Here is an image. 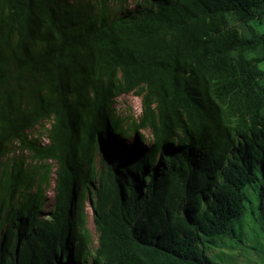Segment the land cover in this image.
Segmentation results:
<instances>
[{
    "label": "trees",
    "instance_id": "16d2710c",
    "mask_svg": "<svg viewBox=\"0 0 264 264\" xmlns=\"http://www.w3.org/2000/svg\"><path fill=\"white\" fill-rule=\"evenodd\" d=\"M89 262L264 264V0H0V264Z\"/></svg>",
    "mask_w": 264,
    "mask_h": 264
},
{
    "label": "rangeland",
    "instance_id": "374dc122",
    "mask_svg": "<svg viewBox=\"0 0 264 264\" xmlns=\"http://www.w3.org/2000/svg\"><path fill=\"white\" fill-rule=\"evenodd\" d=\"M116 110L117 113L119 115H121L122 117L125 118L126 121L130 122L133 119H136L140 116L141 112H142V103H141V98L135 94H127V95H123L121 96L117 102H116ZM146 136L148 138L151 137V134L149 132V130L147 129L145 131ZM35 135L36 136H41L44 135V129H42L41 127H39L36 131H35ZM44 142H46V140H44ZM11 153H15V154H19L21 155L22 153H24V155L28 156V154L30 153L29 151H24L22 152V149L19 148L18 145H15L13 147V150ZM14 155V154H13ZM54 180L50 186V188H48L47 190V203H46V207L43 210V215L47 214L48 210L50 209V206L52 204V201L54 199L55 196V190H54ZM87 208L89 211V226L91 227L92 230V234H93V244H92V249L94 250L98 244V233L96 231V227L93 223L92 220V208L90 203H87ZM252 252H255L254 250H251ZM90 264V262H89Z\"/></svg>",
    "mask_w": 264,
    "mask_h": 264
}]
</instances>
